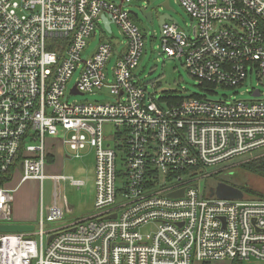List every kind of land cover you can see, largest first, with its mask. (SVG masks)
<instances>
[{
  "label": "built area",
  "instance_id": "1",
  "mask_svg": "<svg viewBox=\"0 0 264 264\" xmlns=\"http://www.w3.org/2000/svg\"><path fill=\"white\" fill-rule=\"evenodd\" d=\"M135 1L148 0H0V225L13 224L7 183L16 170L21 182L84 185L44 175L57 136L63 158L80 159L89 148L95 164V212L46 229L64 219L54 184L49 206L40 194L32 232L0 234V264L264 262V198H209L198 187L208 168L264 151V0H176L193 24L186 32L165 20L161 54L182 60L203 86L257 85L251 100L173 103L136 79L145 38L127 10ZM103 16L122 49L103 39L83 60L96 27L105 38L112 33ZM102 89L113 102L64 99Z\"/></svg>",
  "mask_w": 264,
  "mask_h": 264
},
{
  "label": "rangeland",
  "instance_id": "2",
  "mask_svg": "<svg viewBox=\"0 0 264 264\" xmlns=\"http://www.w3.org/2000/svg\"><path fill=\"white\" fill-rule=\"evenodd\" d=\"M19 4L23 0H13ZM168 1L169 9L162 7V4ZM127 10L137 17H133V22L140 29L144 35V49L143 54L139 60L138 67L135 71L136 79L140 83H145L149 93H153L158 99L159 96L169 95L170 99H184L188 97L205 98L212 101H238V100H251V90L255 88L257 82L255 79L247 80V82L238 88H222V87H208L203 86L189 75L183 61L178 59L166 58L161 54V33L158 24L159 18L167 15L177 23L178 27L186 32H190V26L193 21L182 10L176 0H148L135 1L128 5ZM144 13H150L151 21H148ZM111 34H107L106 38L101 31V26L96 27L87 41L85 51L82 53L81 58L86 60L96 50L97 46L103 39H111L115 47L119 50L122 49L121 42L123 39L120 35L118 28L112 24ZM115 56L111 58L107 64V82L112 83V70L115 65ZM80 71L73 74L70 81L67 83V90L74 86L79 76ZM155 86V88H153ZM66 93L64 99L69 103L78 104H93V103H108L113 102V97L108 90H95L92 93H87L83 96H69ZM62 140V136H57L53 140V148L51 153L54 155V162L49 167L47 166L45 176H63L72 178L77 181H83L82 187H76L70 184L69 181L58 180L56 183L44 179L40 184L38 181L26 180L21 182L22 173L16 170L12 173V178L7 183V187L15 190L12 193V218L9 222L15 219V214L29 213L34 217L31 221L24 224L36 225V221L40 214V194L42 196L44 207L52 203V195L54 191V184L56 190L60 193L59 203L64 208V219L57 223L46 224L47 228H59L60 226L69 223L70 221L80 220L92 215L95 212V186H94V151L87 148L82 154L80 159H66L63 158L61 153L62 147L58 140ZM48 140V139H47ZM264 151L241 158H236L233 161L221 164L215 167L208 168L207 176L203 181H200L198 187L200 192L208 196L211 188L219 183L231 184L237 186L238 189L252 190L255 193L263 194L264 191V176L251 173L246 170L247 164L256 159L263 158ZM244 197L248 199H258V195H249L246 192ZM70 210V211H68ZM152 227L148 226L141 229V233L145 235L150 233ZM241 264H264L262 261L250 259Z\"/></svg>",
  "mask_w": 264,
  "mask_h": 264
},
{
  "label": "water",
  "instance_id": "3",
  "mask_svg": "<svg viewBox=\"0 0 264 264\" xmlns=\"http://www.w3.org/2000/svg\"><path fill=\"white\" fill-rule=\"evenodd\" d=\"M162 7L169 9L168 7V1H165V3L162 4ZM144 16L148 21H151V14L150 13H144ZM103 25L107 33H110V23L108 19L103 16ZM168 20L171 22L175 21L171 19L169 16L164 15L159 18V26L163 25L164 21ZM74 94H77L74 92ZM183 196V190L175 192V193H170L167 195V197L170 198H178ZM209 198H217V199H222V200H240L244 197V194L242 190L232 187L230 185L224 184V183H219L214 187V190L210 192ZM34 230V227L30 224H19V223H14V224H8V225H0V234H19V233H29ZM51 240V239H50ZM49 240V241H50Z\"/></svg>",
  "mask_w": 264,
  "mask_h": 264
},
{
  "label": "trees",
  "instance_id": "4",
  "mask_svg": "<svg viewBox=\"0 0 264 264\" xmlns=\"http://www.w3.org/2000/svg\"><path fill=\"white\" fill-rule=\"evenodd\" d=\"M170 98H173V97H170L169 95L167 96V94L164 96H160V100L161 101H166L167 103H173V102H177L179 100H182V99H170ZM247 171L251 172V173H254V174H257V175H261V176H264V157L263 158H259V159H256L255 161H252L250 162L249 164H247V168H246ZM227 185H230L232 187H235L237 188V186H234V185H231V184H227ZM242 192H246L247 194L249 195H258V197H262L264 198V195L262 194H259V193H255L253 192L252 190H247L245 188L241 189ZM231 264H241L240 262H237V261H234L232 262Z\"/></svg>",
  "mask_w": 264,
  "mask_h": 264
},
{
  "label": "crops",
  "instance_id": "5",
  "mask_svg": "<svg viewBox=\"0 0 264 264\" xmlns=\"http://www.w3.org/2000/svg\"><path fill=\"white\" fill-rule=\"evenodd\" d=\"M51 142H54L53 140H51ZM62 153V151H61ZM54 162V158H50L49 163ZM15 190V188H13ZM12 204H13V197H12ZM32 216L29 215V213L27 214H15V219L12 221V223H19V224H24L27 223L29 221H31L30 219H32L34 217V213H31ZM31 225V224H30Z\"/></svg>",
  "mask_w": 264,
  "mask_h": 264
},
{
  "label": "flooded vegetation",
  "instance_id": "6",
  "mask_svg": "<svg viewBox=\"0 0 264 264\" xmlns=\"http://www.w3.org/2000/svg\"><path fill=\"white\" fill-rule=\"evenodd\" d=\"M213 190H214V187L209 190L208 196H209L210 192L213 191Z\"/></svg>",
  "mask_w": 264,
  "mask_h": 264
}]
</instances>
